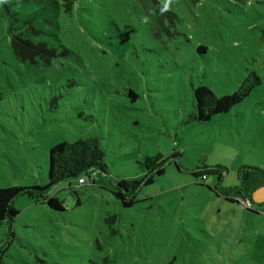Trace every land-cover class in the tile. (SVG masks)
Masks as SVG:
<instances>
[{
	"label": "rangeland",
	"instance_id": "rangeland-1",
	"mask_svg": "<svg viewBox=\"0 0 264 264\" xmlns=\"http://www.w3.org/2000/svg\"><path fill=\"white\" fill-rule=\"evenodd\" d=\"M159 1L176 14L170 34L150 30L137 0H76L70 11L0 0V187L46 184L49 148L87 136L114 180L140 177L145 157L175 153L181 166L165 165L130 207L100 172L49 190L63 210L18 196L11 228L0 225L3 264H264V184L246 206L221 194L240 167L264 168V0ZM26 30L69 53L17 62L9 38ZM250 70L261 83L238 105L190 117L193 88L230 93ZM203 165L220 166V180L191 174Z\"/></svg>",
	"mask_w": 264,
	"mask_h": 264
},
{
	"label": "trees",
	"instance_id": "trees-1",
	"mask_svg": "<svg viewBox=\"0 0 264 264\" xmlns=\"http://www.w3.org/2000/svg\"><path fill=\"white\" fill-rule=\"evenodd\" d=\"M137 1L140 3L139 8H141L142 14L145 15L150 30L155 35H158L160 32L170 34L169 27L174 26L176 14L159 0ZM185 1L189 4L200 2V0ZM75 2L76 0H62L66 11H70ZM21 23L25 28H30L33 34H38L37 29H33L30 21L23 20ZM19 28L16 30H19ZM27 31L21 33L12 32L9 38V47L11 48L13 58L17 62H41L49 64L53 58L69 53L68 49L59 45L56 46L47 42V40H36L28 37L25 35ZM262 40L264 41V32L262 33ZM205 49V46L199 45L196 50L203 52ZM260 83V76L254 70H250L239 85L230 93L217 95L207 85L200 84L193 88L194 104L190 117L198 121H207L216 114L226 113L243 101L249 92ZM129 96L134 99L136 94L132 90H129ZM170 162H173L177 168H181L175 153L165 158L161 155H156L137 161V165L142 173L140 177L114 180L108 176L105 151L100 146L96 137H80L72 141L62 140L48 150L46 184L0 187V225L6 223L11 228V223L18 214L12 203L21 195L41 201L51 209L63 210V201L57 196L49 194V190L61 182L73 179H76L78 185V179H85V176L94 183L96 172L105 175L111 187L110 191L120 201L121 205L123 207H130L137 202L138 191L143 186L152 183L155 176L162 175L165 165ZM220 168L218 165H203L191 170V174L194 177L200 176L201 180H205L208 174H218V169ZM236 175L237 184L231 188L223 189L221 191L223 198L229 202H237L238 200L251 202V192L264 184V168L246 165L240 167ZM220 177L221 175L218 174V181ZM70 190L76 195L74 187H70ZM78 203L79 200L77 199L76 204ZM13 236V232L9 229L6 237ZM6 249L7 246H0V264H3V253Z\"/></svg>",
	"mask_w": 264,
	"mask_h": 264
},
{
	"label": "built area",
	"instance_id": "built-area-1",
	"mask_svg": "<svg viewBox=\"0 0 264 264\" xmlns=\"http://www.w3.org/2000/svg\"><path fill=\"white\" fill-rule=\"evenodd\" d=\"M92 176H93V174H92ZM83 182H85V179H84V178H79V179H78V183H79V184H81V183H83ZM244 202H246L247 204L249 203V201H247V200L242 201V203H243L244 206H246ZM248 207H249V206H248Z\"/></svg>",
	"mask_w": 264,
	"mask_h": 264
}]
</instances>
